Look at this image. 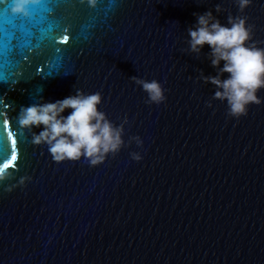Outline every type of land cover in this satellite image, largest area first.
Returning <instances> with one entry per match:
<instances>
[{"label":"water","instance_id":"95a60500","mask_svg":"<svg viewBox=\"0 0 264 264\" xmlns=\"http://www.w3.org/2000/svg\"><path fill=\"white\" fill-rule=\"evenodd\" d=\"M209 10L224 24L247 17L264 41V0L243 12L236 0H59L10 29L0 58V167L12 165L0 182V264H264V102L229 117L204 82L218 69L209 47L190 50L188 29ZM65 34L67 44L51 39ZM134 76L159 80L167 100L146 103ZM78 89L101 92V110L124 130L120 151L96 166L54 162L18 125L22 107Z\"/></svg>","mask_w":264,"mask_h":264},{"label":"clouds","instance_id":"9594fccd","mask_svg":"<svg viewBox=\"0 0 264 264\" xmlns=\"http://www.w3.org/2000/svg\"><path fill=\"white\" fill-rule=\"evenodd\" d=\"M39 2L0 0V4L9 6L12 15L24 18L32 15V5ZM86 2L95 7L98 0ZM251 3L252 0H236L240 12ZM220 11L221 6L216 5V12ZM195 15L196 23L188 29L190 50L199 54L205 46L209 47L211 66L218 69L217 75L202 74L204 82L215 86L214 98L227 103L229 117L246 116L250 105L264 102L259 95L264 91V47L257 46L264 41H254L253 25L247 17L229 15L224 24L211 10ZM132 79L147 93L146 103L159 105L167 100V90L159 80L136 76ZM102 104L101 92L89 94L80 89L54 102L41 97L40 102L20 109L18 125L33 130L32 143L46 145L54 162L87 160L96 166L124 144L123 126L113 124L101 110ZM136 139L142 143L139 137ZM133 158L142 160L138 154H133ZM7 176L8 171L0 167V182Z\"/></svg>","mask_w":264,"mask_h":264},{"label":"snow or ice","instance_id":"6c2138e0","mask_svg":"<svg viewBox=\"0 0 264 264\" xmlns=\"http://www.w3.org/2000/svg\"><path fill=\"white\" fill-rule=\"evenodd\" d=\"M59 3V0H40L39 3H35L32 5V15L28 17V20H35L40 15V10H43L44 12H50L51 7L53 5H56ZM23 19L24 17H19L12 15L9 11V6H6L4 4H0V58L7 59V53L11 50L10 45V29L12 30V35L14 36V30L17 27H21L23 25ZM18 21L20 22L18 24ZM55 32H66V29H63L60 24H55L53 26V29ZM51 39L55 44H67L68 41L71 39L68 35H63L62 39L58 40L56 35H51ZM56 50H60L57 48ZM23 59H27V56H23ZM8 127V122L3 121V134L5 135V138L8 143V138L13 135L11 131H7L6 129ZM16 140L13 138L11 141L10 147L14 149L16 147ZM9 147V145H8ZM11 160L16 161L18 159L17 155L14 152L10 153ZM12 165L4 164L3 168L10 167Z\"/></svg>","mask_w":264,"mask_h":264}]
</instances>
